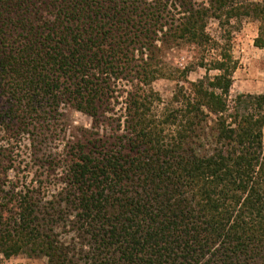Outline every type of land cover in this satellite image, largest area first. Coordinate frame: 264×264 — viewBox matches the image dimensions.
<instances>
[{
  "label": "trees",
  "instance_id": "1",
  "mask_svg": "<svg viewBox=\"0 0 264 264\" xmlns=\"http://www.w3.org/2000/svg\"><path fill=\"white\" fill-rule=\"evenodd\" d=\"M246 20L264 50L262 0H0V255L264 264V94L230 99Z\"/></svg>",
  "mask_w": 264,
  "mask_h": 264
},
{
  "label": "rangeland",
  "instance_id": "2",
  "mask_svg": "<svg viewBox=\"0 0 264 264\" xmlns=\"http://www.w3.org/2000/svg\"><path fill=\"white\" fill-rule=\"evenodd\" d=\"M264 2V0H262ZM259 23L253 20L244 21L242 28L233 35V56L238 61L239 67L234 73L233 86L230 91V99L233 100L239 94H264V50L258 49L254 41L258 36ZM208 32L216 39L220 38V29L217 21L212 20L208 25ZM197 51L194 48L172 50L168 53V63L174 67L183 69L196 61ZM217 71L210 72L211 76L217 75ZM206 75L204 69H196L188 76L190 81H197ZM181 84V83H180ZM179 83L175 80H159L153 84L164 101L172 99ZM68 130L67 138L70 141L80 139L85 130H93V120L74 110L67 112ZM13 174V173H12ZM14 175V174H13ZM12 175V176H13ZM0 264H47L45 258H28L21 255L9 260L0 255Z\"/></svg>",
  "mask_w": 264,
  "mask_h": 264
}]
</instances>
